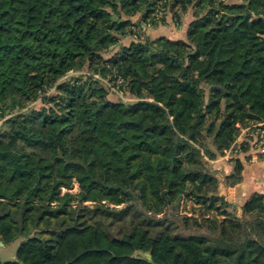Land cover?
I'll return each instance as SVG.
<instances>
[{
    "label": "trees",
    "instance_id": "16d2710c",
    "mask_svg": "<svg viewBox=\"0 0 264 264\" xmlns=\"http://www.w3.org/2000/svg\"><path fill=\"white\" fill-rule=\"evenodd\" d=\"M257 123L264 0H0V264H264V195L237 217L208 165ZM184 197L211 234L160 228Z\"/></svg>",
    "mask_w": 264,
    "mask_h": 264
},
{
    "label": "rangeland",
    "instance_id": "374dc122",
    "mask_svg": "<svg viewBox=\"0 0 264 264\" xmlns=\"http://www.w3.org/2000/svg\"><path fill=\"white\" fill-rule=\"evenodd\" d=\"M190 20H191V13L189 12L186 16H184L182 20V26L180 27L176 25V23L172 19V16L169 14L167 16V22H166L167 24L159 25L157 27L145 26V28H143L144 29L143 33L145 34V36H148L151 39H155L163 35L171 37L173 39H179L183 37L185 38V34H186L185 27H186L187 22H189ZM133 21L134 22L139 21V16L134 17ZM131 41H132V38L128 37V38L123 39L122 43L125 45H128ZM117 51H118V48H115L109 53H106L105 56L109 57L113 55L114 53H116ZM109 98L112 101H117L121 99L125 101L130 100V97L119 93V91L117 93L110 92ZM36 106L40 107L41 104H37ZM257 125L258 123L252 124L249 127L254 128ZM247 128H243L240 131L238 138L241 137L243 131ZM238 138L236 139V141L238 140ZM209 147L211 149L213 148L212 143L209 145ZM211 161L212 160L208 159V165L209 166L211 165L212 173L215 174V171L212 168L213 163ZM78 191H79V186L76 183L74 188L71 190V192L75 193ZM84 204L88 207H92L93 205H95V203H92V202H86ZM110 206L113 207V205L111 204ZM119 207H123V205ZM206 207H204L202 203H199L194 199H189L187 197H184L180 201L177 211L170 207V208L165 209L161 213L156 214V217L164 222L163 226H161L160 228L161 229L169 228L173 234H179V235H184V236H191V235L199 234V233H205V234L210 233L211 234V232L207 230V225L205 221L208 219L212 220L215 217V215H218V212L216 210L208 211ZM228 209H229V206L227 210ZM221 211H223L222 208H221ZM220 218H221V215H220ZM24 240H25L24 237H20L13 243H10L7 245H4V243L3 245H1L2 243L1 242L0 243V258L5 261L14 260L18 247Z\"/></svg>",
    "mask_w": 264,
    "mask_h": 264
},
{
    "label": "crops",
    "instance_id": "0c3cea01",
    "mask_svg": "<svg viewBox=\"0 0 264 264\" xmlns=\"http://www.w3.org/2000/svg\"><path fill=\"white\" fill-rule=\"evenodd\" d=\"M190 21L186 24L185 32ZM244 148L233 146L225 155L211 161L214 175L220 180L219 193L230 205L228 211L237 217H242V207L253 194L264 195V159L253 161L250 152ZM236 163L242 165L241 180L237 184H230L226 177L234 173Z\"/></svg>",
    "mask_w": 264,
    "mask_h": 264
},
{
    "label": "built area",
    "instance_id": "2783aa9c",
    "mask_svg": "<svg viewBox=\"0 0 264 264\" xmlns=\"http://www.w3.org/2000/svg\"><path fill=\"white\" fill-rule=\"evenodd\" d=\"M245 147L253 159L258 161L264 159V123H259L254 128L245 129L234 146Z\"/></svg>",
    "mask_w": 264,
    "mask_h": 264
},
{
    "label": "water",
    "instance_id": "95a60500",
    "mask_svg": "<svg viewBox=\"0 0 264 264\" xmlns=\"http://www.w3.org/2000/svg\"><path fill=\"white\" fill-rule=\"evenodd\" d=\"M1 244L3 245V243H1ZM144 255H145L148 259H151V257H152L150 253H145Z\"/></svg>",
    "mask_w": 264,
    "mask_h": 264
}]
</instances>
